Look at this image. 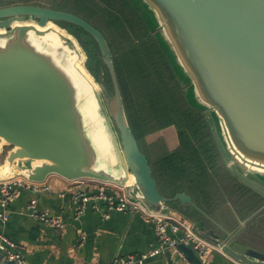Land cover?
Masks as SVG:
<instances>
[{"label": "water", "instance_id": "obj_1", "mask_svg": "<svg viewBox=\"0 0 264 264\" xmlns=\"http://www.w3.org/2000/svg\"><path fill=\"white\" fill-rule=\"evenodd\" d=\"M127 1L163 51L186 101L203 115L223 168L264 200V0ZM61 23L93 40L97 73L87 67L82 35ZM82 56L89 77L79 65ZM3 153L0 182L23 177L41 184L52 175L92 180L122 188L154 214L166 215L178 201L205 215L186 193L161 195L134 137L108 42L68 12L0 8ZM263 209L264 203L238 227ZM212 222L224 235L199 222L195 233L237 264H264L263 251ZM179 249L190 264H203L189 246Z\"/></svg>", "mask_w": 264, "mask_h": 264}, {"label": "trees", "instance_id": "obj_2", "mask_svg": "<svg viewBox=\"0 0 264 264\" xmlns=\"http://www.w3.org/2000/svg\"><path fill=\"white\" fill-rule=\"evenodd\" d=\"M15 5L68 12L100 31L113 55L134 137L159 192L168 199L186 193L205 215L178 201L170 203L172 211L224 235L214 221L234 231L238 241L264 252V209L244 228L238 227V219L248 218L264 200L223 168L203 115L186 101L141 14L127 0H0V8ZM60 25L74 30L80 40L82 35L87 67L97 73L100 64L93 40L73 26Z\"/></svg>", "mask_w": 264, "mask_h": 264}, {"label": "crops", "instance_id": "obj_3", "mask_svg": "<svg viewBox=\"0 0 264 264\" xmlns=\"http://www.w3.org/2000/svg\"><path fill=\"white\" fill-rule=\"evenodd\" d=\"M4 153L0 157L2 162ZM87 180L69 182L49 176L41 193L22 190L6 207H0V233L23 246L25 264H112L115 260L139 257L156 246L154 223L139 212L107 210L105 203L88 202L78 214L74 188L86 192L101 187ZM108 191L114 188L102 186ZM37 208L64 222V229L54 231L27 214L30 199ZM170 212H175L170 210ZM238 221H243L239 220ZM203 264H237L224 254L212 251ZM136 264V263H133ZM144 264H190L173 251L146 258Z\"/></svg>", "mask_w": 264, "mask_h": 264}, {"label": "built area", "instance_id": "obj_4", "mask_svg": "<svg viewBox=\"0 0 264 264\" xmlns=\"http://www.w3.org/2000/svg\"><path fill=\"white\" fill-rule=\"evenodd\" d=\"M80 181L75 182L78 183ZM87 181L91 183L97 182L92 180ZM96 184H100L101 187L91 192L74 188V201L78 204V214L82 212L88 202H92L94 205L105 203L107 210L139 212L154 223L157 243L153 249L142 256L115 260L112 264H144L146 258L164 254L168 251H173L187 262L185 255L179 249L180 244L189 246L201 259H205L212 251H218L207 239L195 233L193 222L182 217L177 212H169L166 215L148 212L140 204L131 201L125 195L122 188L101 182H97ZM104 185L114 188V191L106 190L102 187ZM22 190L41 193L46 189H43L41 184L30 182L23 177H15L0 182V207H6ZM26 208L27 214L43 226L53 229L56 232L64 229V222L59 217L52 216L46 211L38 210L35 199H30ZM0 217L3 220H7L8 218L7 215H0ZM23 251L24 248L22 245L12 242L0 233V254L2 255V262L25 264Z\"/></svg>", "mask_w": 264, "mask_h": 264}, {"label": "rangeland", "instance_id": "obj_5", "mask_svg": "<svg viewBox=\"0 0 264 264\" xmlns=\"http://www.w3.org/2000/svg\"><path fill=\"white\" fill-rule=\"evenodd\" d=\"M151 35V34H150ZM152 36V35H151ZM153 37V36H152ZM154 39V38H153ZM155 41V40H154ZM156 42V41H155ZM160 49V48H159ZM161 50V49H160ZM161 52L163 53V51L161 50ZM163 55H164V53H163ZM164 57H165V55H164ZM82 60L79 62V65H80V67L83 69V71L86 73V75L89 77V75L87 74V72H86V70L84 69V67H83V62H84V57L82 56ZM165 59H166V57H165ZM167 61V60H166ZM168 63V62H167ZM169 65V64H168ZM169 67H170V65H169ZM171 68V67H170ZM172 70V69H171ZM173 72V71H172ZM175 76V75H174ZM91 78V77H90ZM176 78V77H175ZM91 81H92V83H93V85L97 88V86H96V80H94V79H90ZM177 80V79H176ZM178 82V81H177ZM179 84V83H178ZM180 86V85H179ZM180 88H181V86H180ZM2 258V255L0 254V259Z\"/></svg>", "mask_w": 264, "mask_h": 264}, {"label": "flooded vegetation", "instance_id": "obj_6", "mask_svg": "<svg viewBox=\"0 0 264 264\" xmlns=\"http://www.w3.org/2000/svg\"><path fill=\"white\" fill-rule=\"evenodd\" d=\"M108 86V85H107Z\"/></svg>", "mask_w": 264, "mask_h": 264}]
</instances>
